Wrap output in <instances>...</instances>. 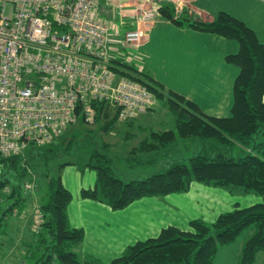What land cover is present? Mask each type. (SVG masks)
Masks as SVG:
<instances>
[{
    "label": "trees",
    "instance_id": "1",
    "mask_svg": "<svg viewBox=\"0 0 264 264\" xmlns=\"http://www.w3.org/2000/svg\"><path fill=\"white\" fill-rule=\"evenodd\" d=\"M155 7L158 15L177 26L192 27L239 42V52L227 56L228 62L241 68L234 85L232 116L205 115L195 102L167 89L148 72L122 59L114 60L113 68L120 76L142 83L154 93L156 101L163 102L173 116L175 129L152 131L133 155L127 157L130 167L156 166L166 159L162 169L144 178L123 180L116 174L113 160L95 151L89 166L97 173V187L83 190L82 195L105 201L113 210H122L144 197L187 192L193 182L223 187L231 192L242 189L245 193H255L261 196V202L248 207L236 206L219 215L211 225L194 219L190 230L173 225L163 228L158 236L128 246L110 263L213 264L219 247L232 243L248 229L238 261L255 264L258 254L264 252V44L250 27L227 12L203 21L196 20L188 10L177 13L168 3H156ZM107 104L105 101L94 103L96 120L108 111ZM113 117L107 124L121 121L116 112ZM128 121L133 120L121 122ZM58 139L47 147L30 146L22 155L49 148ZM186 140L196 141L200 148L189 157H179L177 154L184 149ZM139 152L149 155L142 157ZM22 155H0V164L19 170L24 160ZM69 164L72 163L62 166ZM46 177L38 208L40 229L34 231L20 264H82L75 247L84 240L85 231L73 227L67 213L72 193L64 186L61 175L46 174ZM0 193L4 203V206L0 203V228L5 229L8 218L25 210L29 199L24 194V183L10 185L5 178L0 180Z\"/></svg>",
    "mask_w": 264,
    "mask_h": 264
},
{
    "label": "built area",
    "instance_id": "2",
    "mask_svg": "<svg viewBox=\"0 0 264 264\" xmlns=\"http://www.w3.org/2000/svg\"><path fill=\"white\" fill-rule=\"evenodd\" d=\"M156 3L181 13L190 1L0 0V155H22L79 121L94 123L95 102L110 104L121 121L152 108L154 93L120 76L113 54L121 27L126 44L143 39L140 24H152ZM122 60L132 62L129 54Z\"/></svg>",
    "mask_w": 264,
    "mask_h": 264
},
{
    "label": "crops",
    "instance_id": "3",
    "mask_svg": "<svg viewBox=\"0 0 264 264\" xmlns=\"http://www.w3.org/2000/svg\"><path fill=\"white\" fill-rule=\"evenodd\" d=\"M189 1L185 10L192 12L194 17L210 21L220 12H227L250 27L260 42L264 44V0ZM140 27L143 28L144 36L139 43L129 45L131 52L128 54L132 59L130 64L148 72L167 89L195 102L205 115L222 118L232 116L234 85L241 68L228 62L227 56L239 52L240 44L237 40L188 26L180 27L160 15L149 27L141 24ZM122 58L124 55L120 59ZM154 106L152 110L145 112L132 122H139L154 112L160 114L163 109L164 114L169 116L170 113L165 105H162V109ZM136 126L140 132L134 138L136 139L141 136L140 133H143V139L125 156L133 155V151L145 138L149 137L152 131L175 129V122L174 119H163L158 124L150 125L145 129L140 125ZM183 143L186 145L177 154L179 157H189L200 148L194 140H186ZM139 155L143 157L148 156L149 153L139 152ZM163 160L166 159L163 158L161 161ZM162 166L159 167V170L162 169ZM62 169V182L72 193V200L67 209L69 221L73 227L82 228L85 231L84 240L75 247L82 264H110L115 258L121 256L128 246L137 241L156 237L163 228L171 225L182 230H190L192 220H203L207 217L202 212L199 213L200 209L205 207L208 213L214 212V200L226 203L225 207L227 208V204L233 206L232 209L225 212L217 211L220 214H216L214 221L219 215L234 210L236 206L241 207L235 195L238 189L231 192L223 187L193 182L187 192L144 197L125 209L113 210L105 201L86 198L82 195L83 190H94L97 187V173L89 166V163L81 169H78L75 164L66 165ZM149 173L145 170L144 173H140L131 180L144 178L146 175H150ZM25 210L18 215L11 216L19 219L24 217V221H11V218H8L7 227L9 229L12 227L13 230L14 228L19 229L17 233L19 242H22V239H25L27 235L26 228L20 230L23 222H28L32 226L34 219L33 215L26 216ZM11 222L13 223L11 224ZM4 234L7 232L5 231ZM31 241L32 238L26 240L24 246H29ZM243 242H240L235 249L238 250V256ZM11 253L12 247L8 249V255L2 257L3 262L9 259ZM24 253L25 250L21 252V256ZM216 259L217 255L214 264ZM19 260L17 258L18 264ZM258 262L264 264V252L258 254L255 264Z\"/></svg>",
    "mask_w": 264,
    "mask_h": 264
},
{
    "label": "rangeland",
    "instance_id": "4",
    "mask_svg": "<svg viewBox=\"0 0 264 264\" xmlns=\"http://www.w3.org/2000/svg\"><path fill=\"white\" fill-rule=\"evenodd\" d=\"M113 7L116 11L117 1L116 4L113 3ZM194 18L196 20H203L199 17ZM114 20L118 25L121 24V19L119 17ZM120 30L119 40H121L122 42H118V40H116L115 47L118 48V51L113 54L116 58H121V56L123 55L124 57H126L128 55V52H131L130 46L123 41L124 29L121 27ZM107 105L109 106L107 108L108 111H106V113L99 117V119H97L94 123L87 124L79 121L76 124L72 125L68 130H66L63 136L60 137L53 146L49 148H43L33 154L22 155L24 157V160L22 164H20L21 168L19 170H11L6 165L0 164V180L5 178L9 181L10 185L24 183V194L29 198V203L27 206L28 209L25 210L24 214L26 216H34L32 226L31 224H28V222H23V226L20 228V230H24L26 228L27 232V235L25 239H22V242H19L20 239H18L17 233L19 232V229L14 228L13 230L12 227H10V229L8 227H6L5 229L4 227L0 228V264H16L17 258L20 259V264L21 260L27 254L30 245L24 246V242H26V240H31L35 231V225L36 223H38V218L40 216L38 210L39 200L43 192L45 191L44 186L47 182L46 174H50L51 176L62 175V168L65 167L62 166V164L72 163L75 164L78 169L84 168L87 163H90V161H92V154L95 151H99L100 153L108 155L113 160V167L116 174L125 181L136 178L140 173H144L145 170L149 171L150 175L156 173L159 171V167L164 164L165 160L160 161L156 166H134L132 168L128 165L130 162L128 163L126 160V158L129 156L125 155L133 147L137 146L139 141L143 139V133H140L141 136L137 137L136 139L134 138L135 135L139 134L140 132L136 129V125H140L143 129H145L150 125L158 124L163 119H173V116L171 114H169V116H166L163 109L161 110L162 112L160 114H155L154 112V114H149L148 117L150 118L146 117L145 119H142L136 123L132 121H119L112 124H107V122L114 118L113 116L115 114V108L110 104ZM162 105H164L163 102L158 101V104H156L155 106L158 109H162ZM131 124L133 125L131 126ZM179 146H181V143ZM19 174L21 176H19ZM6 191L8 193L10 192L8 189H6ZM235 195L237 196L236 200L239 201L241 207L255 204L262 199L260 195H257L255 193H245L242 189H238L235 192ZM2 199L3 198H1L0 196V203L3 205L4 203L2 202ZM227 205L228 208L225 207L226 203H220L214 200L213 208L215 210L213 213H208L207 208L205 207L200 209L199 213L202 212L204 216L207 215V217L204 218L205 220H203L206 221L208 225H211L214 221V218L217 216L216 214H220L218 212H225L233 208L231 204ZM208 215L210 216L208 217ZM9 218H11V221H24V217L21 219H19L18 217ZM12 223L13 222H11V224ZM15 223L18 224V222ZM4 231H6L7 234H4ZM248 233L249 230L246 229L236 237L235 241L229 243L228 245L219 247L220 250L218 251L220 252H217L218 254H216L217 259L215 260V264H239L238 250L236 251L235 249L240 242H243L245 236ZM226 246H228V248H225ZM10 247H12V253L9 255V259L3 262L2 257L8 255L7 251ZM23 250H25V253L21 256V252H23ZM258 264H261V262H258Z\"/></svg>",
    "mask_w": 264,
    "mask_h": 264
}]
</instances>
